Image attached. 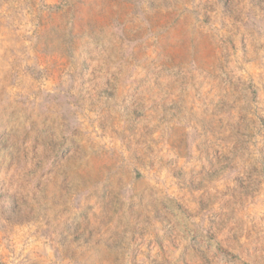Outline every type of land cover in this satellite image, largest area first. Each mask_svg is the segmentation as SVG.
I'll return each mask as SVG.
<instances>
[{"label":"rangeland","instance_id":"374dc122","mask_svg":"<svg viewBox=\"0 0 264 264\" xmlns=\"http://www.w3.org/2000/svg\"><path fill=\"white\" fill-rule=\"evenodd\" d=\"M0 264H264V0H0Z\"/></svg>","mask_w":264,"mask_h":264}]
</instances>
